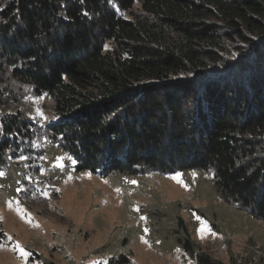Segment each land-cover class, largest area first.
Instances as JSON below:
<instances>
[{"label":"trees","instance_id":"1","mask_svg":"<svg viewBox=\"0 0 264 264\" xmlns=\"http://www.w3.org/2000/svg\"><path fill=\"white\" fill-rule=\"evenodd\" d=\"M0 53V158L38 131L78 172L210 171L264 221V0H0Z\"/></svg>","mask_w":264,"mask_h":264},{"label":"rangeland","instance_id":"2","mask_svg":"<svg viewBox=\"0 0 264 264\" xmlns=\"http://www.w3.org/2000/svg\"><path fill=\"white\" fill-rule=\"evenodd\" d=\"M14 81L0 53V88L14 91ZM6 92L0 115L19 101ZM41 96L21 100L34 112ZM32 136L0 158V264H195V254L264 264V221L228 202L210 171L78 172L57 143ZM178 174L186 188L171 178ZM187 237L195 254L184 248Z\"/></svg>","mask_w":264,"mask_h":264},{"label":"snow or ice","instance_id":"3","mask_svg":"<svg viewBox=\"0 0 264 264\" xmlns=\"http://www.w3.org/2000/svg\"><path fill=\"white\" fill-rule=\"evenodd\" d=\"M192 175H193V177H195V173H192ZM171 178L174 179V180H176L178 183H181V186H183V187L186 188V186L183 185V182L179 179V174H178L176 177H171ZM131 183H135V182L133 181V182H131ZM115 191H116L117 193H119V192H120V189L117 188V189H115ZM45 196H47V193H45ZM141 219L143 220V219H145V217L142 216ZM146 231H147V230H146ZM205 231H207L206 227L203 228V229H201V238H203V233H204ZM213 235H214V234H213ZM141 239L143 240V237H141ZM145 242H146V241H145Z\"/></svg>","mask_w":264,"mask_h":264}]
</instances>
